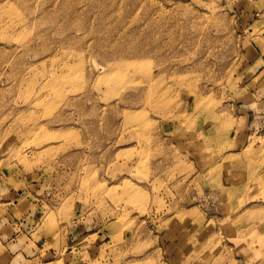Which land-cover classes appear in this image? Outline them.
<instances>
[{
	"label": "rangeland",
	"instance_id": "374dc122",
	"mask_svg": "<svg viewBox=\"0 0 264 264\" xmlns=\"http://www.w3.org/2000/svg\"><path fill=\"white\" fill-rule=\"evenodd\" d=\"M261 34L264 0H0L10 218L26 214L17 189L39 196L36 230H13L0 264H170L161 231L192 206L204 226H242L227 217L245 189L220 168Z\"/></svg>",
	"mask_w": 264,
	"mask_h": 264
},
{
	"label": "crops",
	"instance_id": "0c3cea01",
	"mask_svg": "<svg viewBox=\"0 0 264 264\" xmlns=\"http://www.w3.org/2000/svg\"><path fill=\"white\" fill-rule=\"evenodd\" d=\"M258 40L259 43L250 44L252 52L250 59L254 61L250 66L257 64V67L254 73L241 84L235 98V124L227 138L229 146L227 156L232 162L229 161L225 167L220 168L221 172L223 170L227 172L226 179L224 175H221L220 186L230 185L245 189L240 201L245 203L241 209L245 211L237 212L232 218L227 217L234 221L242 219L243 225L240 226L236 222L232 228L227 227L221 230L215 223L213 226H204L205 220H208L209 224L213 223L214 221H209L213 217L204 215L197 206L184 209L186 213L181 215L184 223L173 224L178 226V230L176 227L172 228V218L169 217L160 238L170 264H264L262 260L264 230L262 220L259 221L258 218L261 214L260 211L259 214L254 211L261 210L264 203V43L262 44V34ZM194 155L199 156L198 152ZM240 159L243 160L242 163ZM195 160L197 161V158ZM211 170L215 171L213 167ZM195 171H199L196 165ZM11 188L9 185H0V203L4 208L0 213V258L7 257V259L11 254L12 231L17 233L22 230L23 235L28 237L32 231L36 230L37 221L33 219V209L38 203L36 200L39 199L36 190L35 195L31 193L32 188L31 190L17 189L18 198L21 201L16 205L26 209L24 210L26 214H21V218L16 221L13 217L10 218V214L7 213L9 210L5 207L10 202L11 193L15 191ZM256 219L258 223L255 222ZM61 240L44 250V254L51 255L59 251L62 246ZM39 245L40 239H36L35 255L39 254V251L42 252ZM242 247L249 253L248 255L242 256L239 252Z\"/></svg>",
	"mask_w": 264,
	"mask_h": 264
}]
</instances>
